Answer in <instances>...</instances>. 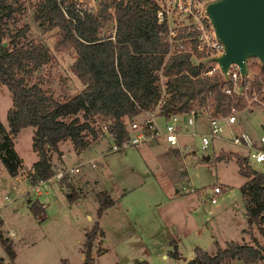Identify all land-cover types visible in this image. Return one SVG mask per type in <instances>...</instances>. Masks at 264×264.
Returning <instances> with one entry per match:
<instances>
[{"label": "rangeland", "instance_id": "obj_1", "mask_svg": "<svg viewBox=\"0 0 264 264\" xmlns=\"http://www.w3.org/2000/svg\"><path fill=\"white\" fill-rule=\"evenodd\" d=\"M8 3L12 14L4 26L7 34L24 29L20 43L43 42L50 50V61L35 73L41 88L48 87L51 92H46L56 98L76 94L82 85L71 71L75 53L71 48H55L57 28L35 20L37 0ZM112 30L108 24L103 33L109 35ZM165 80L161 77V83ZM10 107L11 95L0 84V121L7 131ZM237 121L238 128L256 137L264 117L258 109L245 110L238 113ZM92 123L99 133L96 143L78 152L70 141L62 142L59 150L63 157L53 153L50 162L55 173L62 170L66 174L40 184V193L31 190L35 184H30L23 172L13 177L0 161V236L15 253L11 259L0 242V264H61L63 259L80 264L88 249L87 235L97 223L100 226L90 245L94 264H137L142 260L147 264H182L195 247L213 254L215 241L223 247L229 241L251 243V236L264 247V235L260 234L264 210L261 220L247 217L240 192L245 179L237 173L234 157L217 159L219 153L245 151L217 139L203 150L200 135L209 131L205 116L195 117L194 126L180 137L191 150L179 152V158L175 150L164 144L160 147V143L151 145L156 148L150 147L148 153L142 146L109 152L113 144L106 125L98 120ZM34 130L33 126L24 127L14 137L23 171L37 160L32 149ZM207 155L210 159L205 161ZM250 165L254 170L262 169L258 164ZM71 168L75 170L69 172ZM69 181L73 190L66 186ZM59 184L64 193L73 191L81 198L70 202ZM215 184L221 192L212 204L209 189ZM105 191L115 204L99 218L97 195ZM34 200L44 204V213L38 216L29 208Z\"/></svg>", "mask_w": 264, "mask_h": 264}, {"label": "trees", "instance_id": "obj_2", "mask_svg": "<svg viewBox=\"0 0 264 264\" xmlns=\"http://www.w3.org/2000/svg\"><path fill=\"white\" fill-rule=\"evenodd\" d=\"M11 14L8 0H0V84L11 95V107L7 111L9 131L0 121V161L11 176L23 172L32 185L55 174L50 158L53 153L61 156L62 142L70 141L81 151L99 137L93 120L106 125L114 142L120 143L129 135V121L141 118L161 98L164 100L161 114L164 115L188 114L209 107L216 116L228 114L232 107H245L241 98L222 92L225 85L218 71L201 75L205 64H195L191 54L166 58L167 26L157 23L153 0H99L97 7L92 0H37L35 20L42 26L57 28L55 48L58 51L71 48L75 53L71 71L82 88L62 98L47 93L51 92L48 87L42 89L35 76L50 61L49 48L43 42L20 43L18 38L24 29L8 35L4 26ZM108 24L113 30L105 35L103 31ZM7 40L6 46L4 41ZM161 77L166 79L164 83ZM256 82L260 84V80ZM28 126L35 128L32 149L37 160L29 170L23 171V160L14 148V137ZM232 156L237 173L247 178L240 187L246 215L250 220H261L264 172L253 170L244 157L231 152L219 153L217 159L228 160ZM66 196L70 202L79 197L73 191L66 192ZM97 196L100 218L115 202L107 198L106 191ZM29 208L35 216L44 213V205L38 200L31 202ZM98 226L97 223L89 231L87 246L91 245ZM260 234L264 235L262 227ZM250 239L251 243L229 241L223 247L214 242L213 254L195 247L193 257L182 264L264 263V247L255 237ZM0 242L6 254L14 259L15 253L8 241L0 236ZM172 254L178 256L177 252ZM61 264L70 263L63 259ZM81 264H94V258L85 257ZM137 264L147 263L142 260Z\"/></svg>", "mask_w": 264, "mask_h": 264}, {"label": "built area", "instance_id": "obj_3", "mask_svg": "<svg viewBox=\"0 0 264 264\" xmlns=\"http://www.w3.org/2000/svg\"><path fill=\"white\" fill-rule=\"evenodd\" d=\"M153 1L157 23L167 26L165 39L168 52L166 58L170 55L189 53L195 64H205V70L201 75L219 72V65L215 61H202L205 57L218 56L223 51V45L216 37L212 23L204 10L205 4L212 0ZM244 64L249 76H244L241 80L238 65L230 64L226 72L227 80L223 83L225 87L222 88V92L241 98L245 102L244 108L232 107L228 114L216 116L211 114L209 107H202L188 114L169 113L164 115L161 114V107L164 104V100L161 98L156 106L152 110L145 111L140 119L135 118L129 121V135L120 143H115L109 134V139L113 144L110 150L119 152L129 147L163 141L168 144L170 149L180 152L190 151L189 145L181 144L179 139L188 131L189 127L194 126L195 117L204 115L209 124V131L200 135L203 150L211 147L216 139L229 142L244 149L243 157L247 165L258 164L262 167L261 172H264V124H258L259 134L256 137L242 131L237 125L238 113L245 110L258 109L264 117V63L260 64L258 59L251 57L245 59ZM256 79L260 80L259 85H257ZM234 127L237 129L236 131ZM145 151L148 152V149ZM74 170L71 168L68 171L73 172ZM64 174L66 171L60 170L54 175L59 180ZM46 181H39L34 187H31V190L38 193L40 184ZM219 193V185H215L209 190L211 203L216 202Z\"/></svg>", "mask_w": 264, "mask_h": 264}, {"label": "water", "instance_id": "obj_4", "mask_svg": "<svg viewBox=\"0 0 264 264\" xmlns=\"http://www.w3.org/2000/svg\"><path fill=\"white\" fill-rule=\"evenodd\" d=\"M92 1L97 7L99 0ZM204 10L223 51L202 61H215L219 65L222 83L227 80L230 64L238 65L242 80L249 76L245 59L253 57L264 63V0H212L205 4ZM204 158L209 160L210 155ZM85 256H91L90 246Z\"/></svg>", "mask_w": 264, "mask_h": 264}, {"label": "crops", "instance_id": "obj_5", "mask_svg": "<svg viewBox=\"0 0 264 264\" xmlns=\"http://www.w3.org/2000/svg\"><path fill=\"white\" fill-rule=\"evenodd\" d=\"M199 116H201V115H199ZM202 116H204V115H202ZM250 135H251V134H250ZM99 139H100V138H99ZM99 139H98V140H99ZM96 141H97V140L93 141L88 147H91L94 143H96ZM180 142H181V144H187V142H183L182 140H180ZM158 143L161 144L160 147H162V144L168 146V144L165 143V142H163V141H154V142L149 143L148 145H143V146H142V147H144V152H145V153L150 152V151H149V148L152 147L151 145H156V144H158ZM88 147H87V148H88ZM139 147H141V146H139ZM152 148H156V147L153 146ZM157 148H159V147H157ZM168 148H169V146H168ZM145 149H148V152H146ZM159 149H161V148H159ZM171 150H173V149H171ZM77 151L80 152L79 150H77ZM176 151H177V150H175V154H176ZM109 152H112V151L110 150ZM179 152H180V151H177V153H178V156H177V157H178V158H179ZM193 153H194V152H193ZM244 153H245V152H244ZM244 153H243V152H242V154H238V153H237L236 155H239V156H242V157H243V156H244ZM234 154H235V153H234ZM176 155H177V154H176ZM60 157H63V154H62V153H61V156H60ZM209 159H210V158H209ZM204 160L207 161L205 158H204ZM33 163H34V162H33ZM249 166L251 167V165H249ZM253 170H254V169H253ZM256 171L261 172V170H256ZM75 172H76V171H75ZM68 176H69V175H68ZM242 177H243V176H242ZM68 178H69V177H68ZM244 179H245L244 182H246V181H247V178L244 177ZM69 180H70V179H69ZM244 182L240 185V187L244 184ZM69 185H70V187L74 188V186L71 184L70 181H69V184H67L66 186H69ZM215 185H218V184H215ZM215 185H213V186H215ZM59 186H60V188H61V190H62V192H63L64 187H62V184H59ZM68 188H69V187H68ZM219 188H220V192H221V187L219 186ZM209 190H210V189H209ZM106 192L109 194V191H106ZM38 193H40V191H39ZM63 193H64V192H63ZM64 194H66V193H64ZM96 194H97V193H96ZM96 194H95V196H96ZM218 195H219V194H218ZM86 196H87V194H85V195L82 196V197H86ZM80 198H81V197H78L76 200H78V199H80ZM76 200H75V201H76ZM215 203H216V202H215ZM42 204H43V203H42ZM212 204H214V203H212ZM43 205H44V204H43ZM107 209H108V208H107ZM107 209H106V210H107ZM106 210L104 211V213L106 212ZM104 213H103V214H104ZM99 226H100V225H99ZM101 230H102V229H101ZM242 230H243V229H241V232H242ZM102 232H104V231L102 230ZM215 242H217V241H215ZM175 247H176V245H175ZM191 253H192V254H191ZM192 257H193V251L189 253V256H188V257H185V258H183V259H184V260H185V259H190V258H192ZM83 259H84V258H83ZM83 259H82V261H83ZM183 262H184V261H183ZM80 264H81V263H80Z\"/></svg>", "mask_w": 264, "mask_h": 264}]
</instances>
